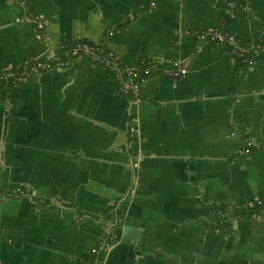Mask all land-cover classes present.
I'll list each match as a JSON object with an SVG mask.
<instances>
[{"label":"crops","instance_id":"obj_1","mask_svg":"<svg viewBox=\"0 0 264 264\" xmlns=\"http://www.w3.org/2000/svg\"><path fill=\"white\" fill-rule=\"evenodd\" d=\"M209 28L253 52L264 0H0V69L85 41L126 69L188 70L137 95L85 57L0 83V264H81L113 231L104 264H264V208L222 229L264 197V47L251 68L197 43Z\"/></svg>","mask_w":264,"mask_h":264},{"label":"built area","instance_id":"obj_2","mask_svg":"<svg viewBox=\"0 0 264 264\" xmlns=\"http://www.w3.org/2000/svg\"><path fill=\"white\" fill-rule=\"evenodd\" d=\"M19 21L20 20H18V22ZM35 21L39 25V28H42L46 23L43 20V18L40 16L36 17ZM39 38H41V36H39ZM196 40H197V43L199 44L210 43V44L231 46L235 50L240 60L251 68H253L256 65L257 57L261 51L260 49H254L252 53L250 54L246 53L245 51L241 49L240 42L236 36L229 34V33H225L222 30L217 29V28H209V29L199 32L197 34ZM97 47L99 46L92 47V46H89L88 44H81L75 48V50L73 51V54L74 56H76V58H82V57L89 58L90 56H93V60L98 62L101 56L95 54L98 51ZM109 56L114 58L115 62L109 63V61H107V63L110 66L112 73L115 75L116 81L120 85L122 92L124 93L134 92L138 94V91L142 83L146 81L147 78L157 73H162L163 75H166V76L179 78L181 76H185L188 72V70L186 68H183V66L180 63H175L173 70H163L154 64H149V65L143 64L142 66H139L138 68L126 69L120 64V61L116 58V56L114 55V53H112V51H110ZM68 65H69V62L59 60V58L52 56L51 58L47 60L35 61L34 63L30 64L29 67H26L28 68L26 69V72L22 74L21 76L17 77L16 80L17 82L26 83L29 80V78L35 73L51 71V70H54L55 68L65 67ZM13 68L15 67H10L5 70H12ZM137 101H140V99H137ZM129 131L132 137H135L136 135H138V127H137L136 119L131 120ZM254 145L255 144L252 141H247L246 143V153L247 154H250L252 152V148L254 147ZM138 167L139 165L136 164L135 168H138ZM18 192L23 194L24 190L19 189ZM256 204H261V200L258 199L256 201ZM254 205H249V206H254ZM103 243L104 242H102L101 245H99L97 249L93 250V252L95 253L96 250L102 249L104 247H106L108 250L110 245L105 246V244Z\"/></svg>","mask_w":264,"mask_h":264},{"label":"trees","instance_id":"obj_3","mask_svg":"<svg viewBox=\"0 0 264 264\" xmlns=\"http://www.w3.org/2000/svg\"><path fill=\"white\" fill-rule=\"evenodd\" d=\"M35 18L33 19V21L34 23H36L38 30L43 31L45 28V25L42 28H39V25L35 21ZM110 33L112 34V32ZM39 36L43 38V35L39 34ZM81 44H87V42L79 41V42H75L74 44L64 46L62 48V54L59 57V60L70 62L71 60L75 59L76 56H74L73 51L75 50L77 46ZM88 45L92 47H96L93 44H88ZM263 45H264V35L262 36L261 45L260 44L257 45L254 49L261 50L264 47ZM97 48H98V51L95 54L101 56L99 61L98 62L94 61L93 56H90L88 59H90L95 64L105 66L112 73L111 68L108 65L107 61H109V63L115 62V59L109 56L110 50L106 46H103V45ZM30 64H26V66H21L19 68H13L12 70L0 69V83L6 86L8 90H10V88L13 87L14 85L20 84L21 82H17L16 78L24 74L26 72V69H28L26 67H29ZM8 93L9 91L6 92V95H5L6 99H7ZM127 94L137 95L134 92H128ZM260 200H261V204H256L254 206H248V207L244 206V207H239V208H234V209H226L225 217H227V219L222 224L223 232L226 234L229 233V230L231 229V226H232V219L234 220V218L237 216L253 217L255 215H258L260 213L259 209L261 210L264 208V197H262ZM110 217L111 219H113V222L118 221L120 218L119 214L115 212H110ZM115 234H116V231L108 233L105 237L106 239L104 238L105 240L103 241L104 242L103 244H105V246L106 245L111 246L113 243H115V238H114ZM107 253H108V250L106 247L96 250L95 253L94 252L88 253L82 259L81 264H104Z\"/></svg>","mask_w":264,"mask_h":264},{"label":"water","instance_id":"obj_4","mask_svg":"<svg viewBox=\"0 0 264 264\" xmlns=\"http://www.w3.org/2000/svg\"><path fill=\"white\" fill-rule=\"evenodd\" d=\"M124 231H125V234H124L123 240H125V241L128 242V238H131V236H130L131 235V232H134V231L131 230V228L130 229L125 228ZM117 241H120V239H119L118 236H117ZM135 243H137V242H135ZM138 248H139V242H138Z\"/></svg>","mask_w":264,"mask_h":264}]
</instances>
